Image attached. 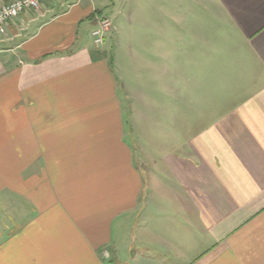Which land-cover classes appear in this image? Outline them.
<instances>
[{
  "label": "crops",
  "instance_id": "obj_1",
  "mask_svg": "<svg viewBox=\"0 0 264 264\" xmlns=\"http://www.w3.org/2000/svg\"><path fill=\"white\" fill-rule=\"evenodd\" d=\"M140 6L0 34V264H264V0Z\"/></svg>",
  "mask_w": 264,
  "mask_h": 264
},
{
  "label": "rangeland",
  "instance_id": "obj_2",
  "mask_svg": "<svg viewBox=\"0 0 264 264\" xmlns=\"http://www.w3.org/2000/svg\"><path fill=\"white\" fill-rule=\"evenodd\" d=\"M168 0H166L167 2ZM144 0H100V2H96V0H72L73 4H79L80 6H95L98 7L101 13L99 15L100 21L98 22L96 29L103 28L102 22L106 19L110 20V26L102 29L103 33V41L106 39V47L111 48L119 43V41L123 38V33L125 29V24L130 22V12L133 11V16H138L139 11L141 10V4ZM165 2V1H164ZM114 28L112 34H106ZM95 29V30H96ZM106 36V38H105Z\"/></svg>",
  "mask_w": 264,
  "mask_h": 264
},
{
  "label": "built area",
  "instance_id": "obj_3",
  "mask_svg": "<svg viewBox=\"0 0 264 264\" xmlns=\"http://www.w3.org/2000/svg\"><path fill=\"white\" fill-rule=\"evenodd\" d=\"M47 0H14L11 4L0 8V34H5L8 24L19 18L22 14L38 10ZM103 28L93 31V38L96 44H103V30L110 26V20L102 22Z\"/></svg>",
  "mask_w": 264,
  "mask_h": 264
}]
</instances>
